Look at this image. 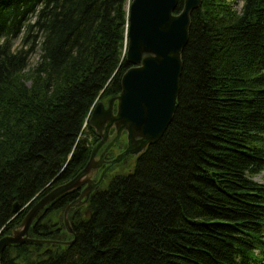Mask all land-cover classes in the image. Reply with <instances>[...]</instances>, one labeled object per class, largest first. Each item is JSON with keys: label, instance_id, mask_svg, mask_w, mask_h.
Returning a JSON list of instances; mask_svg holds the SVG:
<instances>
[{"label": "trees", "instance_id": "16d2710c", "mask_svg": "<svg viewBox=\"0 0 264 264\" xmlns=\"http://www.w3.org/2000/svg\"><path fill=\"white\" fill-rule=\"evenodd\" d=\"M132 1L0 0V238L89 161L93 109L120 94L132 67ZM131 161L71 210L73 246H10L2 264H264V184L254 181L264 172V0H243L240 13L203 0L174 118ZM80 191L44 209L29 236L74 240L63 217Z\"/></svg>", "mask_w": 264, "mask_h": 264}, {"label": "water", "instance_id": "95a60500", "mask_svg": "<svg viewBox=\"0 0 264 264\" xmlns=\"http://www.w3.org/2000/svg\"><path fill=\"white\" fill-rule=\"evenodd\" d=\"M179 0H133L129 11L127 61L132 66L121 82L119 95L99 101L93 109L89 126L100 141L95 145L86 166L69 182L59 185L37 201L10 235L0 238V264L5 250L31 243L71 247L77 237L70 221L72 209L87 208L91 196L106 176L128 157L136 161L158 142L178 108L183 53L190 38L192 14L203 0H184L176 14ZM124 141L126 148L115 150ZM113 157L109 159L111 153ZM80 191L64 212V226L74 240L33 239L29 231L38 217L55 200ZM14 213L22 212L15 204ZM87 212L86 218H91Z\"/></svg>", "mask_w": 264, "mask_h": 264}, {"label": "rangeland", "instance_id": "374dc122", "mask_svg": "<svg viewBox=\"0 0 264 264\" xmlns=\"http://www.w3.org/2000/svg\"><path fill=\"white\" fill-rule=\"evenodd\" d=\"M226 3H228L229 5L233 6V8L238 12L240 13L241 10H242V6H243V0H225ZM21 38L16 40L15 42V48H18L21 46ZM31 45V43H26V47L29 48ZM39 56L40 54L37 53L35 55H33L31 58H30V64H29V68L25 71V72H30L33 68H35L37 66V63L39 61ZM28 86L30 87L31 86V83H28ZM131 164L133 163V161L130 162ZM120 169H117V171H115V173L119 172ZM114 175V173L112 174ZM254 181L257 182V183H260V184H264V172L255 177L254 178Z\"/></svg>", "mask_w": 264, "mask_h": 264}, {"label": "bare ground", "instance_id": "6f19581e", "mask_svg": "<svg viewBox=\"0 0 264 264\" xmlns=\"http://www.w3.org/2000/svg\"><path fill=\"white\" fill-rule=\"evenodd\" d=\"M91 118V117H90ZM88 122V121H87ZM89 123V122H88ZM93 133V132H92ZM95 134V133H94ZM96 135V134H95ZM87 164V163H86Z\"/></svg>", "mask_w": 264, "mask_h": 264}]
</instances>
